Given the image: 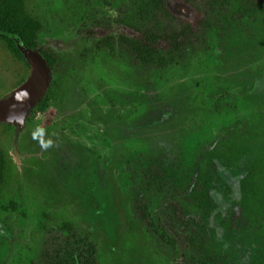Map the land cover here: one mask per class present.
I'll return each mask as SVG.
<instances>
[{"label":"rangeland","instance_id":"374dc122","mask_svg":"<svg viewBox=\"0 0 264 264\" xmlns=\"http://www.w3.org/2000/svg\"><path fill=\"white\" fill-rule=\"evenodd\" d=\"M20 1L55 74L23 127L0 121V264H34L66 225L91 235L98 264H170L132 206L130 163L148 157L225 264H264V15L215 28L206 52L156 71L92 51V19L124 0ZM28 73L0 40V100Z\"/></svg>","mask_w":264,"mask_h":264},{"label":"trees","instance_id":"16d2710c","mask_svg":"<svg viewBox=\"0 0 264 264\" xmlns=\"http://www.w3.org/2000/svg\"><path fill=\"white\" fill-rule=\"evenodd\" d=\"M179 1L192 10L193 21L172 13L167 0H124L118 16L113 19L95 14L91 21L92 51L125 59L147 70L165 71L206 52L215 28L220 36L224 31L256 22L264 15V0ZM0 40L27 67L30 63L26 49L38 51L46 61L50 86L34 106L44 109L52 92L55 68L49 54L41 49L37 30L24 15L20 0H0ZM130 166L132 171L128 176L136 219L162 248L168 262L225 264L211 246L206 232L193 225L186 215L187 208L180 201L187 199L169 183L161 160L148 157ZM2 171L0 152V184ZM195 190V201L203 203L205 188L199 183ZM97 254L90 234L66 225L46 235L34 264H98Z\"/></svg>","mask_w":264,"mask_h":264},{"label":"water","instance_id":"95a60500","mask_svg":"<svg viewBox=\"0 0 264 264\" xmlns=\"http://www.w3.org/2000/svg\"><path fill=\"white\" fill-rule=\"evenodd\" d=\"M30 67L26 79L7 97L0 100V121L23 127L28 112L48 91L50 72L38 51L25 50Z\"/></svg>","mask_w":264,"mask_h":264}]
</instances>
